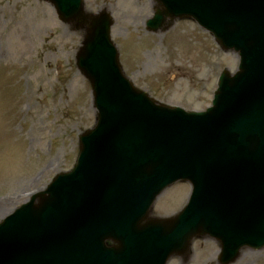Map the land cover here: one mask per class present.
I'll return each instance as SVG.
<instances>
[{
  "label": "rangeland",
  "instance_id": "obj_1",
  "mask_svg": "<svg viewBox=\"0 0 264 264\" xmlns=\"http://www.w3.org/2000/svg\"><path fill=\"white\" fill-rule=\"evenodd\" d=\"M85 2L92 11H112L125 72L163 102L203 110L221 70L237 68V55L223 51L193 21L148 32L153 0ZM81 36L43 0H0V220L74 165L79 134L95 122L91 86L75 62ZM189 190L188 183L167 188L154 214L180 210ZM219 250L215 240L196 238L188 260L175 256L168 264H219ZM231 264H264V248H245Z\"/></svg>",
  "mask_w": 264,
  "mask_h": 264
},
{
  "label": "water",
  "instance_id": "obj_2",
  "mask_svg": "<svg viewBox=\"0 0 264 264\" xmlns=\"http://www.w3.org/2000/svg\"><path fill=\"white\" fill-rule=\"evenodd\" d=\"M50 1L56 4V7L59 8L62 17L66 21H77L79 27L86 28L84 46L78 55V65L81 71L88 77V79H90L93 87L96 88L97 86L101 94H104V89L108 85L109 80L108 78L99 75V68H105V64L101 63L100 59L107 56L109 51L115 53L113 64L109 63L112 69L114 67L115 68L114 76H112V82H110V92H108V96H106L107 107L105 109H107L108 106H110V102L114 101L112 98L116 96L114 87L117 86L120 78L121 80L124 78L116 49L115 47H110L107 42L110 25L112 24L109 13L107 11H103L98 15L86 16L81 0ZM74 3H77V7L75 6V9L73 8ZM162 12L164 13L166 11L162 10ZM217 28L219 31H222L219 24H217ZM247 32L248 29L242 27L237 35L228 34L227 36L231 45H235L237 48L242 49L245 64H253L251 73L254 75L251 78V81L243 82L241 81L243 77H238L237 81L230 80L226 84L224 90L221 88L217 92L215 106L210 109L208 113H194L193 116L191 114L182 115L183 117L181 115H177L178 119L173 121V123L185 122L186 127H184V124L180 125L179 127H184V129H181L178 132L180 136H183L184 133L185 136H191V139L186 141L190 149L193 148L195 151L199 150L203 153H210L213 164L210 166L209 171L207 170V176H209L207 180L209 185L212 191L213 187L218 189L220 185L217 186L216 184H213L212 181L219 179L223 190L228 195L225 208L219 213V217L211 212L210 218L208 219V222H206L207 225L224 220V217L232 210L233 212L238 209L243 210L242 207L245 205L243 203H247V201H250L251 199L255 200V204L260 201L259 198L264 200V107L262 113V103L260 102L264 100V93L261 94L255 89V86H257L255 82L259 83V86L257 87L260 89H263L262 85L264 84V81L258 79V72L260 70L262 71L261 67L264 63V51L260 45L264 36L259 35L257 38L250 39ZM256 35H258L257 32ZM251 48H253V50ZM250 49L252 52L256 53L252 54ZM132 90L136 91V94H134L135 97L142 95V97L147 100L143 93L135 90L134 88ZM250 90H252V92ZM138 98L139 97H137V99ZM151 103H149V109H146L148 112L145 114H152V120H154L153 118L155 114L156 118L158 116L157 121H161L165 124H171V119H173L174 113L168 111L170 109L167 107H158L155 106L152 101ZM176 111L183 114V111L179 109H176ZM137 125L138 124H136V127ZM136 137L134 136V138ZM150 141L149 144H151ZM216 150L221 151L217 154ZM203 161L204 158L202 157V159L198 162L199 167L202 165ZM219 180L217 183H219ZM260 182H262V185ZM203 187L204 185L200 184V188ZM201 190L203 189H199V192ZM229 196L231 197L230 202ZM45 198L46 196L42 197V203L45 202ZM46 202H48V208H41L38 216H41V213L44 210L47 213L52 209L54 202L52 203V200L49 199H47ZM240 202L241 204L238 205ZM218 204L219 202L215 201L213 206L215 207ZM197 206L199 207V203ZM197 211H200V209H197ZM52 213L50 212L47 215L44 214V216H46L44 220H42V224L38 219L34 220L30 240H32L33 236L36 234L38 235V239L41 238V234L45 233L48 228L45 223H55L57 212L54 214ZM263 213L264 210L260 209L257 213H254V216L261 218L259 216ZM129 217L130 215L128 218ZM203 219L204 218H201V222ZM159 222L161 223L163 221ZM201 222L198 220L197 216H191L190 211H187L179 215L171 222V224H174L173 226L176 224L181 225V227H183L180 229V232L182 231V235L188 234L187 237H192L191 235L194 233L193 231L200 230L199 232L203 233L202 229H204V226ZM189 224H193L195 226L188 227ZM6 225L7 224L0 227V230L3 228L0 231V234L14 244H19V247L21 248L23 242L19 239L20 230L5 227ZM184 225H187V227H184ZM198 225H201V227L199 228ZM140 226L141 223L138 222L137 227ZM230 226L234 227L235 223L230 222ZM79 231L82 230L78 229L76 226H72V228H70L68 242H66L64 256H62L64 260L62 263L68 264L70 259L76 256L75 246L79 242L76 233H79ZM227 231L233 240L239 237L233 236L234 234L230 233V230ZM85 236H88V232L85 233ZM238 239L240 244L248 243L243 239ZM35 250L37 252V244L36 248H34V253Z\"/></svg>",
  "mask_w": 264,
  "mask_h": 264
}]
</instances>
